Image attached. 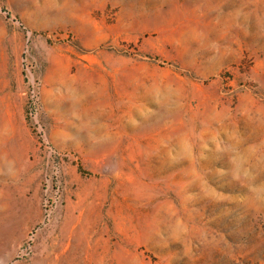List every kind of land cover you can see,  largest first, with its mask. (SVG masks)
<instances>
[{"label":"rangeland","instance_id":"1","mask_svg":"<svg viewBox=\"0 0 264 264\" xmlns=\"http://www.w3.org/2000/svg\"><path fill=\"white\" fill-rule=\"evenodd\" d=\"M0 264H264V0H0Z\"/></svg>","mask_w":264,"mask_h":264}]
</instances>
